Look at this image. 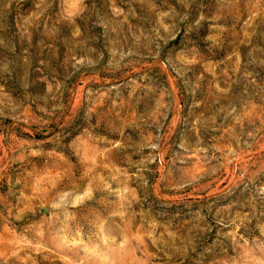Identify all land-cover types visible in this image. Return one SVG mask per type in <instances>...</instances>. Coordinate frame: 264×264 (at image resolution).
Returning a JSON list of instances; mask_svg holds the SVG:
<instances>
[{
	"label": "rangeland",
	"instance_id": "rangeland-1",
	"mask_svg": "<svg viewBox=\"0 0 264 264\" xmlns=\"http://www.w3.org/2000/svg\"><path fill=\"white\" fill-rule=\"evenodd\" d=\"M0 264H264V0H0Z\"/></svg>",
	"mask_w": 264,
	"mask_h": 264
}]
</instances>
